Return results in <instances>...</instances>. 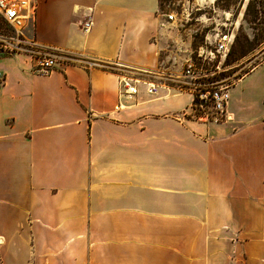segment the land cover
<instances>
[{"label":"crops","instance_id":"0c3cea01","mask_svg":"<svg viewBox=\"0 0 264 264\" xmlns=\"http://www.w3.org/2000/svg\"><path fill=\"white\" fill-rule=\"evenodd\" d=\"M36 3L31 41L75 60L0 56V264H264V59L194 119L159 0ZM129 72L157 92L119 96Z\"/></svg>","mask_w":264,"mask_h":264},{"label":"built area","instance_id":"2783aa9c","mask_svg":"<svg viewBox=\"0 0 264 264\" xmlns=\"http://www.w3.org/2000/svg\"><path fill=\"white\" fill-rule=\"evenodd\" d=\"M201 9L200 6L197 7ZM193 7L185 5L179 13H163L167 21L174 22L179 14V21L191 20ZM37 14L36 0H0V20L17 33V39L3 45L9 52H15L18 45L23 41L19 34L23 31L33 29ZM198 19V18H196ZM90 16L82 23L83 30H89L91 26ZM215 29L212 28V31ZM231 35L214 31L211 35L206 34L195 46L189 47L188 56L184 60L180 80L176 83L178 90H187L192 94L189 111L185 115L194 119H203L213 122H223L226 119L227 104L230 98L229 88L234 79L226 81L222 77L228 74L232 66L225 63ZM57 60L47 55L37 57V71L42 74L49 73L55 68ZM1 76V74H0ZM139 80L126 75L118 78L119 96L128 99L133 98L138 92ZM148 94H155L158 85L155 83H144Z\"/></svg>","mask_w":264,"mask_h":264},{"label":"rangeland","instance_id":"374dc122","mask_svg":"<svg viewBox=\"0 0 264 264\" xmlns=\"http://www.w3.org/2000/svg\"><path fill=\"white\" fill-rule=\"evenodd\" d=\"M158 15L163 13H179L183 6L191 5L193 7L191 20L188 22L179 21L177 14L174 27L186 28V37L191 41V46H195L206 34L211 35L214 31L220 33H229L231 35V44L225 63L232 66L228 74L222 79L232 81L235 76L246 72L255 63L264 59V0H204L205 4H200L197 0H160ZM201 9L198 10L197 7ZM198 18V19H196ZM215 29L212 31V28ZM19 34L23 41L18 45L15 52H25L33 57L53 56L56 60L72 62L75 57L71 54L61 53L54 48L37 47L32 40L33 29L25 30ZM17 33L0 20V56L12 54L4 49L3 45L8 42L16 41ZM170 60V59H169ZM168 60V61H169ZM162 61V60H161ZM168 61L164 65H168ZM169 68L173 83L180 80V73L184 61L181 59H171ZM115 64L108 66H114ZM162 64L159 68L162 69ZM139 69H130L137 71ZM148 71V72H147ZM150 71V72H149ZM157 69L146 70L147 73L157 74ZM134 72L124 73V75L143 81L144 83H153L152 78L144 79L143 76ZM159 81H164V73H158ZM168 81V80H165ZM142 82V83H143ZM172 83V82H169ZM140 86V84H139ZM188 93V92H187Z\"/></svg>","mask_w":264,"mask_h":264},{"label":"bare ground","instance_id":"6f19581e","mask_svg":"<svg viewBox=\"0 0 264 264\" xmlns=\"http://www.w3.org/2000/svg\"><path fill=\"white\" fill-rule=\"evenodd\" d=\"M197 2L200 3V4H204L205 3L204 0H197Z\"/></svg>","mask_w":264,"mask_h":264},{"label":"trees","instance_id":"16d2710c","mask_svg":"<svg viewBox=\"0 0 264 264\" xmlns=\"http://www.w3.org/2000/svg\"><path fill=\"white\" fill-rule=\"evenodd\" d=\"M160 3H161V1L159 0V6H160ZM227 61V60H226Z\"/></svg>","mask_w":264,"mask_h":264}]
</instances>
